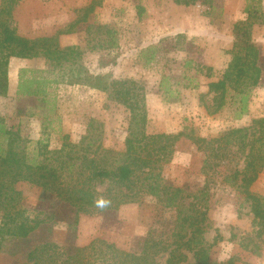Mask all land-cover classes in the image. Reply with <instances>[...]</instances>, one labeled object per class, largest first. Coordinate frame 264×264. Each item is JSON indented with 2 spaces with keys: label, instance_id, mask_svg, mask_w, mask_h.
Returning a JSON list of instances; mask_svg holds the SVG:
<instances>
[{
  "label": "rangeland",
  "instance_id": "1",
  "mask_svg": "<svg viewBox=\"0 0 264 264\" xmlns=\"http://www.w3.org/2000/svg\"><path fill=\"white\" fill-rule=\"evenodd\" d=\"M92 1L22 0L13 12L14 26L18 34L30 39L54 36L75 21L80 11ZM138 5L145 9L143 17L138 15ZM217 6L213 10L205 5L178 6L173 0H104L89 24L93 25L94 32L99 25L112 28L118 46L106 49L107 45L98 52V39L103 42L109 37L92 34L89 38L85 30L59 36L62 48L79 47V61L75 65L68 62L62 70L58 68L55 74H48L47 71L53 70L51 64L44 58L34 59L37 65H45L34 71H44L36 74L38 78L59 77L64 82L47 88L48 103L44 104L36 98L21 99L10 92L5 97L0 96V118L15 131L20 129L30 158L38 154L39 141L48 145L50 150L61 148L65 136L70 143L78 144L90 127L97 128V133L101 134L98 144L102 148L123 152L131 112L106 93L65 81L69 72L83 67L95 75L135 81L143 88L147 135L185 133L190 137L213 139L229 130L251 126L255 119L264 118V25L252 27L251 35L259 47L262 72L257 86H247L248 112L239 116V103L230 98L226 108L211 114L208 106L212 105L213 96L202 98V95L207 93L210 82L222 77L232 60L228 53L233 46L232 34L235 24L246 18L247 0H219ZM262 7L264 11V0ZM54 18L58 21L56 26L49 21ZM39 20L45 21L40 23ZM177 35L184 38L177 39ZM153 47L159 51H152ZM101 60L109 65L101 68ZM198 66L211 67L213 78L206 77V70L197 73ZM226 153L228 156L219 167L207 170L205 153L199 151L191 139L184 137L176 144L172 162L164 166L163 178L174 187L187 188L192 193L208 186L207 196L199 195L208 207L211 224L205 238L212 243L216 230L223 237L210 250L208 264H227L233 257L239 258L237 264H264V248L262 256L257 257L241 247V242L248 243L254 234L253 217L238 188L227 182L228 175L244 169L245 158L237 148ZM16 188L26 199V204L35 203L42 195L41 188L27 182L18 183ZM251 191L264 203V170ZM176 223L174 210H168L157 199L147 197L142 205L121 206L111 222L103 218H82L76 228L64 224L56 226L51 240L61 246H76L79 242L87 245L98 238L128 252L137 249V243L146 239L150 231L156 239L162 236L168 239ZM43 236L39 234L37 239L41 240ZM13 247L10 245L7 250L11 251ZM9 255V252L0 253V264L20 262V257ZM191 257L192 254L188 257L189 263L194 262ZM166 258L167 255H161L157 259L165 264Z\"/></svg>",
  "mask_w": 264,
  "mask_h": 264
},
{
  "label": "trees",
  "instance_id": "2",
  "mask_svg": "<svg viewBox=\"0 0 264 264\" xmlns=\"http://www.w3.org/2000/svg\"><path fill=\"white\" fill-rule=\"evenodd\" d=\"M21 1L3 0L0 7L2 97L10 91L11 58H44L53 68L47 71L48 74H55L58 68L62 70L68 62L75 65L79 61V47L62 48L59 44L61 35L70 36L85 30L89 38L92 34L109 37L103 42L98 39L95 47L98 52L107 45L106 49L118 46L112 28L99 25L94 32L93 25L89 24L90 18L96 16V9L103 6L104 0H93L80 11L75 21L56 35L35 39L21 36L14 26L13 12ZM173 2L178 6L205 5L216 10L219 0ZM262 4L263 0H247L246 18L237 22L233 30V46L228 52L232 60L222 77L210 82L207 93L202 95V98L213 96L212 105L208 106L211 114L226 108L230 98L239 103V116L248 112V87L259 84L262 72L259 47L251 35L253 25H264ZM137 10L139 17H143L144 7L138 5ZM183 38L177 35V39ZM151 49L159 51L157 47ZM100 65L105 68L109 63L101 60ZM204 70L207 72L206 77L213 78L211 67H197V73L202 74ZM42 73L44 71L22 69L17 97L36 98L43 104L48 103L47 88L52 84H62L64 79L36 76ZM65 81L106 93L131 112L125 150H105L98 144L101 134L97 133V128L93 130L90 127L88 134L82 136L78 144L70 143L68 136H65L61 148L50 150L47 149L48 145L39 141L41 148L38 154L30 158L20 129L15 131L0 118V253L9 252L11 257H20V262L16 264H161L157 259L161 255H167L165 264H208L210 250L223 240L218 230L212 243L205 238L211 224L208 207L202 203L204 199H200L199 195L207 196L208 186L198 193H192L187 188L174 187L162 175L164 166L173 160L176 144L187 137L199 151L205 153L207 170L219 167L228 156L226 151L232 148H237V152L244 156V169L228 175L227 182L238 188L253 217L254 234L248 243L242 241L241 247L257 257L262 256L264 203L251 188L264 170V118L255 119L249 127L232 129L213 139L190 137L185 133L147 135L146 95L137 82L95 75L83 67L76 72H69ZM20 182L41 188V197L35 203L26 204V199L16 188ZM100 188H104L103 191ZM147 197L157 199L164 208L177 213L176 226L168 239L163 236L156 239L150 231L146 239L137 243V249L128 252L98 238L87 245L79 242L76 246H61L51 240L56 226L64 224L76 228L82 218H103L111 222L121 206L142 205ZM39 234H44L41 240L37 239ZM10 245L14 246L11 251L7 250ZM190 254L193 263H189ZM237 262L239 258L233 257L227 264Z\"/></svg>",
  "mask_w": 264,
  "mask_h": 264
},
{
  "label": "crops",
  "instance_id": "3",
  "mask_svg": "<svg viewBox=\"0 0 264 264\" xmlns=\"http://www.w3.org/2000/svg\"><path fill=\"white\" fill-rule=\"evenodd\" d=\"M46 19L47 18H45V20ZM45 20H42V21L39 20V21L41 23V22H44ZM32 21L37 23V20L35 19H33ZM49 21L50 23L53 22V26L54 25L56 26V24L58 23L56 18L50 19ZM36 59H40V58H36ZM44 67L37 65V61H34V59L12 58L9 63V88H10L9 92L10 94H13V93L17 94L16 92H17V87H18V82H19V74L22 69H33V70L40 69L41 70Z\"/></svg>",
  "mask_w": 264,
  "mask_h": 264
}]
</instances>
